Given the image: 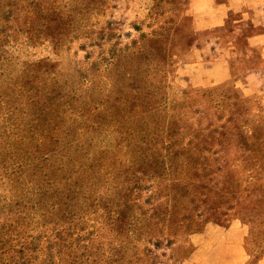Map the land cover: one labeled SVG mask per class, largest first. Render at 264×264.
Instances as JSON below:
<instances>
[{
  "label": "rangeland",
  "instance_id": "1",
  "mask_svg": "<svg viewBox=\"0 0 264 264\" xmlns=\"http://www.w3.org/2000/svg\"><path fill=\"white\" fill-rule=\"evenodd\" d=\"M183 3L0 0V175L5 161L31 154L41 164L23 170L29 179L13 193L0 178L5 260L22 249L31 264H179L206 222L235 217L251 224L254 262L264 251V107L233 102L243 96L229 81L184 85ZM183 88L207 94L183 97ZM197 106L213 119H192ZM230 141L260 180L252 197V178L236 181L219 157L213 164ZM46 162L76 172L53 205ZM31 185L44 193L39 204L25 193Z\"/></svg>",
  "mask_w": 264,
  "mask_h": 264
},
{
  "label": "crops",
  "instance_id": "2",
  "mask_svg": "<svg viewBox=\"0 0 264 264\" xmlns=\"http://www.w3.org/2000/svg\"><path fill=\"white\" fill-rule=\"evenodd\" d=\"M182 5L183 19L180 21L183 30L179 46L184 48V60H180L178 72L184 85L215 86L229 81L243 96L233 102H245L250 98L252 104L257 102L264 107V0H184ZM201 91L206 93L202 88ZM193 108L196 111L201 106ZM195 117L197 120L213 119V113L191 115L192 119ZM174 119L178 118L171 120ZM232 119L228 115L227 120ZM229 143L212 154L213 164L218 166L215 159L219 157L230 169L224 166L227 168L225 174L240 172L236 181L247 184L248 178H252L248 175L249 157L238 152L236 142ZM210 148L213 147L208 150ZM232 158H242L236 169L230 168ZM216 175L221 177L224 173L217 172ZM252 179L250 186L253 184L254 188L249 186L251 197L258 194L261 185L259 179ZM217 182L222 184L224 181L218 179ZM250 226L249 222L237 217L227 224L206 222L200 232L192 235L190 251L179 264H264V251L260 249L256 261L253 260L257 249ZM263 246L264 242L261 248Z\"/></svg>",
  "mask_w": 264,
  "mask_h": 264
},
{
  "label": "trees",
  "instance_id": "3",
  "mask_svg": "<svg viewBox=\"0 0 264 264\" xmlns=\"http://www.w3.org/2000/svg\"><path fill=\"white\" fill-rule=\"evenodd\" d=\"M201 89L199 88H193V89H180L181 95H192L195 93H200ZM202 92V91H201ZM182 96L179 97V99H177V101H173L170 107H174L177 106L176 103L179 102V100L181 98H183ZM31 104H34L36 102L35 99H31L30 101H28ZM8 137L7 134L4 135V133H0V144H2V138H6ZM5 144V143H4ZM8 150V148H6ZM59 152H62V148H58ZM6 158V157H4ZM35 158H37L35 155H29L28 158L25 159H18L16 161V163H9L7 164L6 161L2 164V174L0 175V178H2L4 181L7 182V185H9L8 190H11V193H13V186H15V184L20 183L21 181H27L29 179V177L25 176L22 172L23 170H25L26 167L32 166L31 169L33 168H37V166H41V164L36 163V161L34 160ZM68 159L70 157H67ZM12 161V160H11ZM46 161H49L46 160ZM7 164V165H5ZM34 165V166H33ZM44 168V172L42 173L43 176L42 178H45L46 183L45 185L47 186V189L45 190V192H47L45 195L48 197L47 201H49V205H53L55 203L56 197L59 196V194H61V188H60V183L65 184V187L69 186V184L72 183L71 176L76 173L74 170L71 173L69 170H63L60 168L56 169L55 163H49L46 162V166L41 167ZM40 169V168H39ZM58 172V173H57ZM73 178V177H72ZM32 188L27 189L28 191H25V193H27L28 195V200L32 201L34 203V201H38V204L40 202V198L44 195V193H41L39 191H37V187L31 185ZM9 198V193L0 198V205L4 204L5 202H7ZM9 203V202H7ZM42 205V204H41ZM42 236L45 237V235L43 234H38L35 239H34V244H36L35 248H37V245L39 246V239L42 238ZM10 239V236L7 235V230L0 227V264H31V257L29 259L28 255L23 253L24 251L21 249L19 250L20 252V256L17 259H13V263L12 262H8L7 260H5L6 258L3 257V252L6 246L7 241ZM51 244V239H47V245L49 247V245ZM55 244V243H54ZM29 248V247H27ZM48 256H50L48 254ZM34 264H39V263H34Z\"/></svg>",
  "mask_w": 264,
  "mask_h": 264
}]
</instances>
